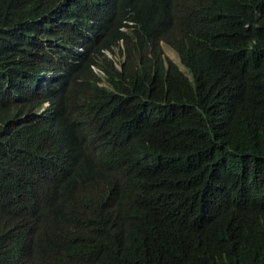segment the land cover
<instances>
[{
    "label": "trees",
    "instance_id": "obj_1",
    "mask_svg": "<svg viewBox=\"0 0 264 264\" xmlns=\"http://www.w3.org/2000/svg\"><path fill=\"white\" fill-rule=\"evenodd\" d=\"M0 264H264V0H0Z\"/></svg>",
    "mask_w": 264,
    "mask_h": 264
},
{
    "label": "rangeland",
    "instance_id": "obj_2",
    "mask_svg": "<svg viewBox=\"0 0 264 264\" xmlns=\"http://www.w3.org/2000/svg\"><path fill=\"white\" fill-rule=\"evenodd\" d=\"M161 44H162V47L164 49V53L166 56L170 57L171 59H173L176 62H180V58L178 56V53L172 46H170L165 40H162ZM109 54H111V53H109ZM114 58L117 61H119V60H123L124 57H123L122 52L118 51V49H117V52L114 55ZM116 63L119 65L118 62H116Z\"/></svg>",
    "mask_w": 264,
    "mask_h": 264
}]
</instances>
